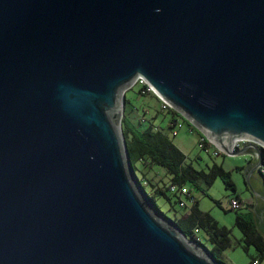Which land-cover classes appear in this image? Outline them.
<instances>
[{"label":"water","instance_id":"obj_1","mask_svg":"<svg viewBox=\"0 0 264 264\" xmlns=\"http://www.w3.org/2000/svg\"><path fill=\"white\" fill-rule=\"evenodd\" d=\"M139 78L256 180L264 0H0V264H218L135 177Z\"/></svg>","mask_w":264,"mask_h":264},{"label":"rangeland","instance_id":"obj_2","mask_svg":"<svg viewBox=\"0 0 264 264\" xmlns=\"http://www.w3.org/2000/svg\"><path fill=\"white\" fill-rule=\"evenodd\" d=\"M143 87L138 84L128 90L125 96V108L123 115L121 113V127L126 130L127 127L138 123V120H146L147 125L152 124L157 129L162 130L174 144L187 156V162L191 163L197 170L208 171L209 167L214 164L221 165L225 171L231 173V179L235 184L236 191H227L225 183L218 178L213 185L209 186L205 182H199V187L195 184H188L187 188L193 191L199 208L201 211L209 213L219 224L220 227H226L232 232L233 247L228 249L223 254V259L226 264H250L253 260H259L260 264H264V258L261 259L255 247L244 249L242 241L243 234L235 225L238 216L247 219L258 220L261 210L264 211V201L258 198V207L256 206L255 195L264 198V194H259L255 184L261 183L264 186L262 174L256 170L255 180L249 185L244 175V170L250 163L255 161L248 153L229 157L228 155L215 156V149H201L199 142L202 136H205L198 130L189 120L184 118L180 113L174 114L172 111L165 110L161 100L152 92L140 94V89ZM125 116V122L122 126V120ZM172 119H176L179 125L170 126ZM146 177L150 182L146 183L145 176L140 170H137V177L143 182L146 193L155 196L157 205L164 214H167L172 220L186 214L191 202L183 197V201L187 203L188 208L181 207L178 198L171 191L170 177L164 170L157 169L149 171L144 169ZM259 181V182H258ZM152 183V185L150 184ZM260 184V185H261ZM261 188L263 190V187ZM166 191L171 198L172 205L159 191ZM264 191V190H263ZM232 201L238 202L241 206L240 210H229ZM255 207V212L252 210ZM264 237V235H263ZM208 247L210 245L207 244Z\"/></svg>","mask_w":264,"mask_h":264},{"label":"trees","instance_id":"obj_3","mask_svg":"<svg viewBox=\"0 0 264 264\" xmlns=\"http://www.w3.org/2000/svg\"><path fill=\"white\" fill-rule=\"evenodd\" d=\"M147 93L152 92H147L144 87L140 89V94L145 95ZM165 110L177 114V112L171 108ZM124 122L125 116L122 120V126ZM175 125H178V121L172 119L170 126L174 127ZM122 131L135 177L141 189L159 214L175 222L188 240L209 250L218 264H226L223 259V254L233 247L231 230L226 227H220L209 213L201 211L197 199L191 203V207L186 214L172 220L167 214L161 211L157 205L155 196L146 193L143 182L137 177V170L143 173L146 183H149L150 179L146 177V173L143 170L156 171L160 169L164 170L170 177L171 186L184 188L187 187L188 184H195L199 187V182L201 181L211 186L220 178L224 181L227 191L235 192L236 187L231 179V173L225 171L221 165L217 164L209 167L208 171L197 170L191 163L187 162V156L174 144L169 136L151 123L147 125L145 119L138 120V123L133 125V127L129 126L126 130L122 129ZM262 176L264 179V175ZM150 184L152 185V183ZM168 191H171V188H169ZM190 191L193 192L192 190ZM159 192L166 197L172 205L171 198L167 195L166 191L160 190ZM173 194L178 198L181 205L183 197H181L179 193ZM185 197L187 198V196ZM181 207L188 208L187 205ZM235 225L243 234L242 241L244 249L248 250L250 247H255L261 259L264 258V237L259 232L256 221L238 216ZM207 244L210 245V247H208Z\"/></svg>","mask_w":264,"mask_h":264},{"label":"built area","instance_id":"obj_4","mask_svg":"<svg viewBox=\"0 0 264 264\" xmlns=\"http://www.w3.org/2000/svg\"><path fill=\"white\" fill-rule=\"evenodd\" d=\"M138 84H140L142 87L146 88L147 92H152L151 88L147 86L146 82L142 78H139L134 83L132 88L134 86L138 85ZM163 108L164 109H168L170 107H169V105L167 103L163 102ZM178 125L181 126V124H179V123H178ZM250 144H252L253 146H255L258 149V151L261 153V156L262 155L264 156V146H262V145H260L258 143L252 142V141H248V140H237V141H235L234 142V147L232 148L231 153L234 154L235 152L241 151L245 146L250 145ZM199 146H200L201 149H208V148L215 149L214 152H213V154L215 156H220L222 154L226 155L225 153L221 152L214 144L209 142V140L205 136L201 137L200 142H199ZM247 153L252 156V158L255 161V163L259 162L260 157H259V154H258V152H257V150L255 148H250ZM258 171L262 175H264V164L261 165L260 167H258ZM171 191L173 193H179L181 195V197L187 196L188 200L191 203L194 202L197 199L195 197L194 193L191 192L187 187L179 188L177 186H172L171 187ZM186 205H187L186 202H184V201L181 202V206H186ZM240 209H241V206H240V204L238 202H235V201L231 202L229 210L237 211V210H240ZM250 264H260V261L255 259Z\"/></svg>","mask_w":264,"mask_h":264},{"label":"crops","instance_id":"obj_5","mask_svg":"<svg viewBox=\"0 0 264 264\" xmlns=\"http://www.w3.org/2000/svg\"><path fill=\"white\" fill-rule=\"evenodd\" d=\"M251 165H253V162L249 164V166H251ZM255 175H256V170L253 172L252 177L254 178ZM253 180H254V179H250V182H252ZM255 181H256V180H255ZM255 186H256L257 191H258L259 194H264V191L262 190L260 183L255 184ZM255 221H256V223H257V225H258V220H255ZM258 230H259V232H260L262 235H264V232L260 230L259 225H258Z\"/></svg>","mask_w":264,"mask_h":264}]
</instances>
